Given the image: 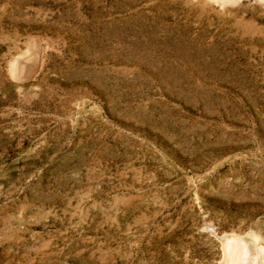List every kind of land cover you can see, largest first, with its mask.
Returning a JSON list of instances; mask_svg holds the SVG:
<instances>
[{
  "label": "rangeland",
  "instance_id": "374dc122",
  "mask_svg": "<svg viewBox=\"0 0 264 264\" xmlns=\"http://www.w3.org/2000/svg\"><path fill=\"white\" fill-rule=\"evenodd\" d=\"M0 264H264V0H0Z\"/></svg>",
  "mask_w": 264,
  "mask_h": 264
}]
</instances>
